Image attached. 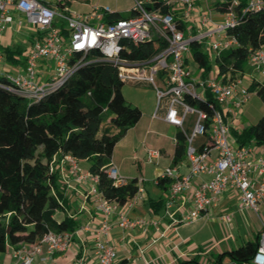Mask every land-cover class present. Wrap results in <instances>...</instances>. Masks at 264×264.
<instances>
[{"label": "built area", "instance_id": "obj_1", "mask_svg": "<svg viewBox=\"0 0 264 264\" xmlns=\"http://www.w3.org/2000/svg\"><path fill=\"white\" fill-rule=\"evenodd\" d=\"M147 1L134 0L133 8L138 11L134 16L109 19L107 15L113 12L110 6L79 12L71 10L66 0H55V4L47 0H0V34L11 26L17 32H23L24 24L34 27L37 33L33 32L31 44L24 50L23 68L0 69V75L7 80L5 86L35 99L61 85L85 63L111 62L122 81L151 84L157 97L154 116L164 109L163 119L179 127L185 135L189 171L181 173L178 167L170 165L156 178L157 181L159 178L170 180L165 200L170 225L196 221L228 189L237 193L238 209L249 208L260 214L261 207H264V145L237 144L226 119L232 109H239L248 99V86L243 83L242 76L227 81L214 74L203 78L195 76L188 64L192 41L205 43L211 58L238 44L237 38L228 33L238 20L237 12L230 8L221 12V18L215 19L210 11L200 12L196 0H163L170 8L168 12L146 9L144 3ZM237 4L238 0H233L231 7ZM179 7L186 19L195 21L194 33L180 26L175 17V10ZM248 7L264 10V0H247L246 9ZM14 11L19 16L15 17ZM153 35L163 38L166 45L151 58L135 60L122 55L123 39L138 45ZM5 59L6 53L0 45V65ZM248 64L264 72V47L251 50ZM52 69L55 73L50 75ZM157 79L166 86L165 89L160 88ZM205 90L211 92L221 107L211 104V118L206 110L191 105L186 98L187 95L202 98ZM190 115H194V120L187 129ZM202 137L209 140L200 149L197 141ZM161 155L160 149L148 148L146 161L156 163ZM55 162L56 157L52 160L53 167H56ZM61 164L66 167L63 175L67 187H72L73 182L88 183L87 192L101 215L94 230L97 262L113 264L117 250L110 240L111 230L115 225L126 229L145 222L131 219L128 210L144 194V188L139 185L136 194L124 204L126 208L119 210L120 204L105 197L99 189L98 174L83 170L79 160L69 153L63 155ZM107 174L116 185L126 182L115 165H107ZM203 175L208 178L196 183V179ZM190 191L191 205L183 209V204H178L181 203L179 198L183 199ZM114 214L117 216L112 222ZM219 219L230 228L233 214L222 213ZM73 234V231L48 229L38 242L14 248L13 255L18 264H51V256L65 251ZM243 264H264V225L250 262Z\"/></svg>", "mask_w": 264, "mask_h": 264}, {"label": "trees", "instance_id": "obj_2", "mask_svg": "<svg viewBox=\"0 0 264 264\" xmlns=\"http://www.w3.org/2000/svg\"><path fill=\"white\" fill-rule=\"evenodd\" d=\"M47 1L55 4V0ZM232 1H215L214 8L218 12L230 8L237 12L238 20L228 33L237 38L238 44L211 58L203 42H191V56L203 68L204 77L213 68L216 77L223 81L243 77L251 50L264 47V10L246 9L247 0H238V4L231 7ZM144 6L148 10L170 11L163 0H149ZM136 14L138 11L132 7L125 14L113 11L107 18ZM180 26L185 28L183 23ZM122 43V55L135 60H147L166 45L157 35L138 45L129 39H123ZM2 50L10 60L17 58L14 53H24L22 48ZM6 83L5 77L0 75V252H5L10 245L18 247L21 242L34 244L48 229L74 231L77 228L78 221L73 217L55 218L63 202L59 190L60 172L52 166L58 154L69 153L78 160L91 161L88 170L99 175L98 187L108 199L123 205L136 194V178H126L125 183L116 185L107 174V163L116 143L143 114L139 106L126 100L122 92L125 82L118 77L117 68L111 62L85 63L61 85L35 99L7 88ZM248 90L256 91L264 102L263 82L253 78ZM186 98L191 105L206 110L210 118L211 104L221 108L209 90L202 98L191 95ZM231 135L239 145H264V114L241 129L231 127ZM208 140L202 137L199 148ZM185 149V135L180 129L175 163L184 158ZM169 181L159 178L158 184ZM162 201L160 198L158 205ZM258 239L259 235L254 241L218 254L216 264H222L226 255L233 263H249ZM178 264L201 263L197 257H192Z\"/></svg>", "mask_w": 264, "mask_h": 264}, {"label": "crops", "instance_id": "obj_3", "mask_svg": "<svg viewBox=\"0 0 264 264\" xmlns=\"http://www.w3.org/2000/svg\"><path fill=\"white\" fill-rule=\"evenodd\" d=\"M132 7L133 6L123 10V8L115 6L112 9L113 11L125 14L128 13ZM13 13L15 17L19 16L16 11ZM175 17L179 20L180 24L183 23L187 31H191L192 33L196 31L195 21L193 19H186L180 7L175 10ZM221 17V12L217 11L214 18L219 19ZM17 33L22 32H17L14 26L4 29L0 34L1 48H21L20 46H16L13 42ZM24 34L31 40L32 34L34 33L32 30L29 35L26 33ZM203 44L206 47V44ZM14 56L17 58H12L13 64L8 65V63L4 61L3 65H0V69L18 66L20 59L23 61L24 55L17 56V53H14ZM5 60H7V55ZM192 62L194 64H192ZM188 64L191 69L193 67L192 65L195 66V70L193 71L192 69L195 76L204 77L203 68H200L198 63L193 60L191 53L188 58ZM215 71L216 69L213 68L207 76L211 74L216 75ZM244 75L245 73H243V79ZM253 78L262 82L260 77L253 75H250L248 81L251 82ZM205 91H203V94H205ZM155 111L156 109L145 123L142 121V114L140 120L134 126L130 127L124 135L126 137L132 134V136L137 139L136 142L141 146V155L137 154L135 151L132 155L133 166L136 169H141L143 165L142 162H146V151L149 147L161 150L162 155L158 162L153 163L152 176L148 178L143 176L141 179H138L137 173L132 175L131 173L126 174L122 172L119 166L121 162H117L113 153L107 163V165L112 164L117 166L119 173L123 177L127 179L136 178L138 186H142L145 190L144 194L137 198L133 206L128 209L131 219H143L145 222L136 223L126 229H121L115 225L111 230L110 240L117 250V258L113 264H178L180 261L191 259L192 257H197L201 264H216L217 257H215V255L218 256L220 253L243 246L249 241H254L253 238L256 240L264 225V219L258 214L260 216V230L257 233L254 232V228L248 231L246 237L242 235L236 236L232 233V227L240 225V214H244V211L237 207V193L228 189L220 196L217 203L210 206L209 211L196 221L192 223H180L176 226L170 225L171 219L165 213V200L169 191V182H166L164 184L165 186L160 185L156 178L165 167L170 165L178 167L181 173H187L189 171V161L187 157L184 156L180 161L174 162L177 144L175 138H177V133L180 128L163 119L164 109L159 110L157 117L154 116ZM234 112L235 109H232L226 116L228 123L233 128H235L233 126V120H235L236 117V113ZM193 120L194 115H190L186 123L187 129L191 128ZM162 129L169 131V134L163 136ZM198 140V143H200L201 138H198ZM62 157L63 155L58 154L55 162L60 172L59 190L63 195V202L56 211L55 218L60 220L65 216L73 217L78 221V226L73 231L74 234L69 242L68 248L65 251L54 253L51 256L50 262L51 264H98L94 248V230L101 219V215L95 208L93 197L87 192L88 183L73 182L72 187H67L65 185L63 169L66 167L61 164ZM80 161L81 160H79V164L81 166ZM81 167L83 170L89 169V166ZM203 178L206 179L208 176L203 175L202 178H197L195 182L199 183ZM151 181L155 187L148 188L147 183ZM191 197V191L185 193L183 199L181 197L179 198V202L181 203L178 204H183V209H188L191 205L189 202ZM160 198H162L163 201L161 205H158L157 201ZM125 208L126 206L124 204H120L119 210ZM225 212L233 214V223L230 228L224 225L219 219V215ZM116 216L117 214L112 216V222L115 221ZM23 244L28 243L21 242L18 246ZM14 248H16V246L10 245L5 252H0V264H18L13 255ZM222 264L234 263L231 257L226 255L222 259Z\"/></svg>", "mask_w": 264, "mask_h": 264}, {"label": "rangeland", "instance_id": "obj_4", "mask_svg": "<svg viewBox=\"0 0 264 264\" xmlns=\"http://www.w3.org/2000/svg\"><path fill=\"white\" fill-rule=\"evenodd\" d=\"M67 5L71 10H76L79 12H89L94 10L97 7H104V6H110L111 8H114L115 6H118L119 8H123L125 10L128 7H131L134 5V0H66ZM197 6L200 7V12L206 11V12H212V14L216 15V10L214 8V1L212 0H204L199 1L197 0ZM34 27H28L26 24L23 25V32L17 33L15 36V39L13 40L14 44L16 46H20L21 48L25 49L28 48L31 44V41L27 36H25L24 33L30 34L31 31L35 33ZM37 34V33H35ZM206 51L209 54V51L207 47H205ZM20 54L17 52V56ZM210 55V54H209ZM23 56V55H22ZM24 58V56H23ZM8 65L13 64L12 60L10 61L8 58L5 60ZM192 64H194L192 62ZM23 61L20 59V62L18 63V67L21 69L23 68ZM193 71L195 70V66L192 65ZM15 73V72H13ZM55 70L52 69L50 71V75L54 74ZM244 80L243 83L247 86L249 85V77L250 75L260 77L262 82L264 83V72L260 70H256L255 68L251 67L250 65H246L244 70ZM248 76V77H246ZM157 84L160 86V88L165 89L166 86L163 85L158 79L156 80ZM122 92L128 102H130L132 105H137L141 108L143 112V123H145L149 117L152 115L154 110L156 109L157 105V97L154 87L147 83V82H125L122 88ZM82 109V105H81ZM236 117L235 120H233V126L235 128L241 129L243 126L250 125L252 123H255L263 114H264V102L260 95L254 91L249 93L248 99L243 103V105L239 109H235ZM190 127V126H189ZM163 136H166L169 134V131H166L165 129H162ZM137 139H135L132 134L129 136H123L119 140L118 144L113 150V156L117 160L118 163L121 162L120 170L124 173H131L132 175H138V179H141L143 176L146 178L152 176V169H153V163L149 162H142V168L136 169L133 166L132 162V155L134 151L141 155V146L136 142ZM150 149L154 147H149ZM81 166L88 167L91 163V161L88 160H81L80 161ZM136 169V170H135ZM148 188L155 187L153 182L147 183ZM244 214H240V225H236V227H232L231 232L234 233L236 236H245L252 228L255 229V233H257L260 228V216L255 211L245 208L243 210ZM260 215L264 219V207H261L260 209ZM233 223V221H232ZM232 225V224H231ZM235 225V223H234ZM259 228V229H257ZM255 240V238H253ZM217 257V255H215Z\"/></svg>", "mask_w": 264, "mask_h": 264}]
</instances>
